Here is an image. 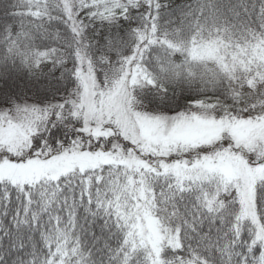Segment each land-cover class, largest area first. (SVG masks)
<instances>
[{
	"label": "snow or ice",
	"instance_id": "6c2138e0",
	"mask_svg": "<svg viewBox=\"0 0 264 264\" xmlns=\"http://www.w3.org/2000/svg\"><path fill=\"white\" fill-rule=\"evenodd\" d=\"M0 264H264V0H0Z\"/></svg>",
	"mask_w": 264,
	"mask_h": 264
}]
</instances>
